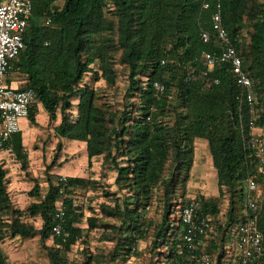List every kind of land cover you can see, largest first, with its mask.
I'll return each mask as SVG.
<instances>
[{"label":"trees","instance_id":"16d2710c","mask_svg":"<svg viewBox=\"0 0 264 264\" xmlns=\"http://www.w3.org/2000/svg\"><path fill=\"white\" fill-rule=\"evenodd\" d=\"M60 1L63 2L61 6ZM217 1L39 0L24 35L26 49L11 63L10 70L26 77L25 87L19 89H33L37 95V103L26 120L37 125L38 105L49 115L50 122L60 116L61 123L55 128V135L84 143L90 169L94 158H102V167L117 173L115 183L126 195L123 200L117 197L114 206H104L103 214L108 219H117L121 225L104 224L103 227L116 230L117 245H123L129 252L136 250L138 242L147 236L143 228L145 213L152 205L155 190L162 187L167 213L173 212L172 197L178 192L186 193L198 139L207 141L219 193L224 194L226 188L230 195L227 224L232 229L233 240L235 226L244 220L243 214L240 220L236 213L237 204L244 209L246 180L258 171V161L242 130L243 121L248 131L249 107L238 101L239 88L224 65L210 74L211 78L220 79L219 85L206 84L202 80L187 84L183 80L188 66L199 71L205 69L204 53L216 48L213 41L209 44L202 41L201 32L212 33L211 17ZM221 1L225 28L251 77L258 103L264 105V3L259 0ZM205 2L210 4L209 9L203 8ZM49 19L51 24L47 25ZM248 28L251 29L250 41L246 44L243 32ZM118 56L129 72L128 92L133 99L122 110H114L107 102H100L97 89L91 86L92 82L100 81L116 85ZM88 75L93 76L91 83L85 81ZM156 81L165 85L164 93L157 94L153 85ZM173 86L178 89L177 106L171 98ZM256 125H264V113H259ZM9 147L22 163V169L27 171L28 153L23 145L22 128L0 147V152ZM62 149L63 144L58 142L53 161L46 169L49 186L46 194H41L37 178L33 179L34 186L28 192L36 201L26 213L41 218L40 230L22 220L25 211L15 208L9 191L8 170L0 164L1 241L7 234L23 239L40 236L43 244L52 238L58 248L56 253H50L51 264H61L60 251H70L82 236L83 229L78 224L84 214L75 204L78 189L92 188L97 183L92 178L81 177H67L66 187L61 177L54 182L49 175ZM62 187L66 194L65 229L70 234L66 241L52 233ZM196 199L201 202L202 215L212 220L220 214L216 198L201 195ZM187 203L179 210L175 238L169 240L171 264H200V257L205 254L214 257L213 264H227L224 262L229 248L217 251L214 238L209 239L205 250L199 246L212 229L199 240L192 258L183 249L181 211ZM168 224L166 216L156 235L157 247L166 239L164 230ZM259 229L264 235V206ZM105 239L113 237L109 234ZM1 244L0 264H8ZM260 264H264V258Z\"/></svg>","mask_w":264,"mask_h":264},{"label":"rangeland","instance_id":"374dc122","mask_svg":"<svg viewBox=\"0 0 264 264\" xmlns=\"http://www.w3.org/2000/svg\"><path fill=\"white\" fill-rule=\"evenodd\" d=\"M260 3H264V0H259ZM61 6L62 1L58 2ZM250 28L244 30V41L246 44L250 41ZM116 72L117 83L115 86H109L105 81L98 83L92 82L93 76L88 75L85 81L91 83V86L96 88L100 102H107L112 109H126L129 106L131 100L129 98V72L127 68L119 62V56L117 57ZM97 67V66H96ZM15 73L13 69L10 70L9 75ZM15 76L17 74L15 73ZM177 86L172 87L171 98L174 105H178L177 100ZM77 102L74 101V104ZM76 109V108H75ZM73 115L75 116V111ZM37 128L39 135L34 138L28 133L27 145L31 160L29 161V175H24L21 166V162L16 159L13 153H9L4 159H1L0 163L9 167L10 180H11V196L15 208L25 211V215L22 220L25 223L33 225L37 230H40L43 226V221L40 217H33L29 213H26L28 207L36 201L28 196V192L33 188V179L37 178L41 183V194L45 195L49 189L47 184L46 169L52 163L53 156L55 154L54 146L56 148L57 142L54 137V125L55 121L50 122V118L45 117L42 113L37 116ZM207 141L199 139L197 141V149L204 148V144ZM62 152L66 153L64 156L69 158L67 161L66 171L62 175H55L57 170H53L50 173L51 179L56 182L61 176H71L78 168H85L88 163L85 153L81 154V149L76 146L71 147L70 143L63 144ZM207 154L200 159L199 164L196 167L194 174L190 175V180L187 183V191L182 195V192H178L172 197L171 203L172 213H167L163 198L162 187L155 190L154 199L151 207L145 213V226L147 230V236L145 239L138 242L137 249L132 251L124 250V246L117 245L118 232L105 229L104 224H111L113 226H120L121 222L117 219H108L103 214L104 206H114L115 199L117 197L124 199L126 193L119 190L116 185L117 173L108 167H102V158L98 159V162L94 164V171L90 172V178L94 179L97 183L92 188L78 189L75 195V204L78 210L84 214L81 222L78 224L83 229L81 238L75 245L71 247L70 251L61 250L59 257L61 258V264H171V257L169 251V240L175 238L176 229L178 226V216L180 208L192 198H198L202 194L206 195V198H216L220 206V214L217 217H213V228L209 233V238H214L217 243V251H222L226 247H232L234 240L232 239L230 232L232 229L228 225V211H229V198L230 195L227 189L224 188V194L219 193L218 179L214 166L211 163V153L206 151ZM81 154V155H80ZM74 160H77L75 163ZM74 161V162H73ZM65 165V166H66ZM170 169L168 167L167 174ZM86 174V173H85ZM109 194V196L107 195ZM184 196V197H182ZM238 217L241 220L243 209L237 204ZM173 214V215H171ZM167 216L168 227L164 230L166 239L157 247L156 235L162 229L163 219ZM7 219V218H6ZM234 228V227H233ZM143 229V230H144ZM113 237L111 240L105 239L106 236ZM118 246V247H117ZM3 252L7 258L8 264H51L50 253H56L58 247L55 246L53 239L51 238L45 244L40 240V236L33 239H23L20 237H11L9 234L4 238L1 244ZM215 250V249H214ZM125 258V259H124Z\"/></svg>","mask_w":264,"mask_h":264},{"label":"built area","instance_id":"2783aa9c","mask_svg":"<svg viewBox=\"0 0 264 264\" xmlns=\"http://www.w3.org/2000/svg\"><path fill=\"white\" fill-rule=\"evenodd\" d=\"M39 0H3L0 3V147L8 143L21 131V122L29 117L31 108L37 103V95L33 89H14L6 84V77L11 68V63L26 49L24 35L29 26L34 6ZM210 4L205 2L204 9H209ZM47 25L51 24L49 19ZM212 33L201 32V39L205 44L212 41L215 50L204 53L206 68L199 71L188 66L184 75L187 84L198 80L203 83L219 85L220 79L211 78L210 74L216 67L226 66L233 76L241 105H247L251 118L248 131L242 121V130L248 146L252 149L258 161V171L249 175L246 180V200L244 203V220L239 222L232 232L234 244L229 248V256L225 258L227 264H260L264 258V235L259 229V218L264 206V125L257 126L256 120L259 113H264V105L258 103L253 89V82L248 72L244 69L242 57L232 43L223 22L222 1L218 0L216 10L211 17ZM165 64V61H162ZM157 94L165 91V85L159 81L154 82ZM9 147L8 150H11ZM260 179V182H259ZM61 182L67 186V177L62 176ZM60 189L62 199L54 214L52 233L66 241L69 232L65 229L67 209L64 205L66 199L65 188ZM201 202L193 198L188 201L181 211V222L184 228L183 249L190 254L198 250V242L212 229V220L200 213ZM0 238V244H1ZM200 264H213L214 257L205 254L200 257Z\"/></svg>","mask_w":264,"mask_h":264},{"label":"crops","instance_id":"0c3cea01","mask_svg":"<svg viewBox=\"0 0 264 264\" xmlns=\"http://www.w3.org/2000/svg\"><path fill=\"white\" fill-rule=\"evenodd\" d=\"M15 73L17 74V76H15ZM15 73H11L10 75H9V73H8V75H7V77H6V84H7V86L8 87H11V88H14V89H19V88H23V87H25V85H26V77L24 76V75H22V74H20V73H18V72H15ZM38 108H39V113H38V116H40V114H44L45 115V117H47V113H46V111L42 108V106L41 105H38ZM48 117H49V115H48ZM55 123H56V125H54L53 127H54V129H53V132H54V137H56V139H55V141H58V142H61L62 144H64V148H65V144L66 143H70L71 144V147H77V148H80L81 149V154L82 153H85V157H86V159L88 158L87 157V152H86V146H85V144L84 143H81V142H76V141H69V140H66V139H60V138H58L56 135H55V128L57 127V126H59L60 125V123H61V118H60V116H58V118H57V120L55 121ZM21 128H22V134H23V145H24V147H25V149H26V151H27V153H28V166H29V161L31 160V156H30V154H29V149H28V145H27V139L28 138H30V136H33L34 138H36V137H38V135H39V132H38V130H37V128H40V124H39V126L38 125H31L30 124V122L28 121V120H22V122H21ZM28 133L30 134V136H28L27 137V135H28ZM199 140V139H198ZM198 140H196V142H195V160H194V167H193V170L194 171H196V167H197V165L199 164V161H200V159L201 158H203V156H204V154L206 155L207 154V152L206 151H209V148H208V144L206 143V144H204V148L203 149H201V150H198L197 149V141ZM58 142H57V144H58ZM57 146V145H56ZM54 151H55V146H54ZM63 150V149H62ZM13 153L11 150H5V151H1L0 152V161H1V159H4V157H6L9 153ZM14 154V153H13ZM66 153H64V152H61V157H60V159L58 160V162H57V164H56V166H55V170H57V172L55 173V175H62V173H64V172H69V171H66V168H68L69 169V167L66 165L67 164V161H69V158H66L64 155H65ZM80 154V155H81ZM15 155V154H14ZM16 156V155H15ZM17 159V158H16ZM98 159H100V158H94L93 159V166H94V164L96 163V162H98ZM53 161V160H52ZM75 161V163H77V160H74ZM73 161V162H74ZM102 163H103V161H102ZM102 163H101V165H102ZM211 163H212V158H211ZM0 164H3V163H0ZM4 165V164H3ZM66 165V166H65ZM213 165V164H212ZM5 166V168L8 170L9 169V167L8 166H6V165H4ZM21 166H22V164H21ZM53 169V170H54ZM94 169V167H92L91 169L88 167V163L86 164V167L85 168H78L77 169V171L75 172L76 173V175L74 174V172H70V173H73L71 176H68V177H81V178H90L89 176L87 177V176H85V175H89V173L90 172H92V171H94L93 170ZM22 171H23V173H24V175H29L30 173H29V170L27 169V171H24L23 169H21ZM194 171L192 172V174H194ZM86 173V174H85ZM62 177V176H61ZM8 179L10 180L11 178H10V173H9V170H8ZM34 179H36V178H34ZM12 184H11V180H10V186H11ZM9 191L11 192V190H10V187H9ZM30 192V191H29ZM202 195H204V194H202ZM206 196V195H205ZM209 236L205 239V240H202V242H201V244L199 245L200 246V248L201 249H203V250H205V248H206V246H208L209 244H210V242H209ZM201 245H202V247H201ZM228 248H230V247H228ZM191 263H193V262H191ZM225 263V262H224Z\"/></svg>","mask_w":264,"mask_h":264}]
</instances>
